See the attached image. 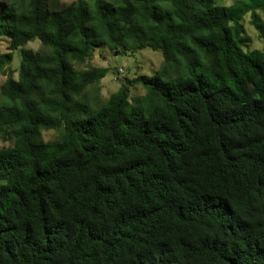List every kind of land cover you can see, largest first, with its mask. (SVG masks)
Returning a JSON list of instances; mask_svg holds the SVG:
<instances>
[{
  "label": "trees",
  "instance_id": "16d2710c",
  "mask_svg": "<svg viewBox=\"0 0 264 264\" xmlns=\"http://www.w3.org/2000/svg\"><path fill=\"white\" fill-rule=\"evenodd\" d=\"M259 11L0 0V264H264V51L242 24L264 39ZM98 48L164 62L104 100Z\"/></svg>",
  "mask_w": 264,
  "mask_h": 264
},
{
  "label": "rangeland",
  "instance_id": "374dc122",
  "mask_svg": "<svg viewBox=\"0 0 264 264\" xmlns=\"http://www.w3.org/2000/svg\"><path fill=\"white\" fill-rule=\"evenodd\" d=\"M63 2H71L72 0H62ZM218 5L229 7L234 4L235 0H215ZM260 16L264 20V12L259 11ZM251 15H247L242 22L245 27V36L250 38V43L244 48L246 52L253 50L264 51V39L260 37L259 31L251 23ZM9 39H0V49L2 52H7ZM30 50H40L41 42L35 40L27 46ZM164 62V57L161 52L145 49L135 54H116L108 49L98 48L95 52V57L90 65L107 68L109 74L103 79L101 85L103 99H108L113 93L117 92L121 85L126 82V78L134 79L139 75L153 76ZM21 64L20 50L15 52V58L11 65V69L15 72V77L18 78ZM7 79V75L0 73V92L1 86ZM145 90L141 86L133 88L132 98L143 96ZM3 100L0 95V104ZM55 131H45L43 133L46 141L53 139L56 136ZM11 146L10 143L3 142L0 139V149Z\"/></svg>",
  "mask_w": 264,
  "mask_h": 264
}]
</instances>
